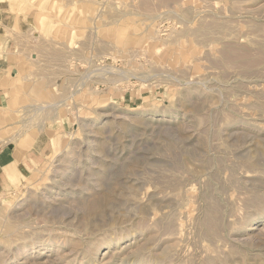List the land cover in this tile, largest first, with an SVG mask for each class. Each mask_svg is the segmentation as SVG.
Instances as JSON below:
<instances>
[{
	"label": "rangeland",
	"instance_id": "374dc122",
	"mask_svg": "<svg viewBox=\"0 0 264 264\" xmlns=\"http://www.w3.org/2000/svg\"><path fill=\"white\" fill-rule=\"evenodd\" d=\"M10 1L0 264H264V0Z\"/></svg>",
	"mask_w": 264,
	"mask_h": 264
},
{
	"label": "crops",
	"instance_id": "0c3cea01",
	"mask_svg": "<svg viewBox=\"0 0 264 264\" xmlns=\"http://www.w3.org/2000/svg\"><path fill=\"white\" fill-rule=\"evenodd\" d=\"M19 10L20 3L0 0V192L20 180L30 163L27 154L38 149L39 141L38 136L30 137V130L22 135L12 131V119L23 97L16 73L21 66V59L17 58V40H21L23 33L20 29H12L17 21L22 22ZM17 149L19 157L15 156Z\"/></svg>",
	"mask_w": 264,
	"mask_h": 264
},
{
	"label": "bare ground",
	"instance_id": "6f19581e",
	"mask_svg": "<svg viewBox=\"0 0 264 264\" xmlns=\"http://www.w3.org/2000/svg\"><path fill=\"white\" fill-rule=\"evenodd\" d=\"M40 4H41V2H40Z\"/></svg>",
	"mask_w": 264,
	"mask_h": 264
}]
</instances>
